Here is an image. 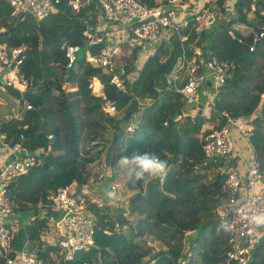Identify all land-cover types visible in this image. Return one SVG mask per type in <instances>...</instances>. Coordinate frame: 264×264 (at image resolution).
<instances>
[{"label": "trees", "instance_id": "trees-1", "mask_svg": "<svg viewBox=\"0 0 264 264\" xmlns=\"http://www.w3.org/2000/svg\"><path fill=\"white\" fill-rule=\"evenodd\" d=\"M144 1L152 4L150 0ZM248 1L235 0V18L246 16ZM222 2L223 0H217L214 4L220 5L222 9ZM263 5L264 1L258 0L256 9L264 8ZM90 11L91 15L88 16L86 12ZM10 13L11 7L6 0H0V44L6 47H25L23 58L18 64V73L29 80L33 92L25 95L28 99L26 105L29 107L24 108L21 118H0V139L8 142L14 135L27 130L33 119L32 135L18 141L27 152L40 149L47 151L43 156L35 154L40 163L30 166L25 173L8 183L7 197L18 204L14 210L24 208L23 203H31L29 206H33L39 201L48 202L49 194L72 180L83 182L84 165L95 157L86 154V147L83 148V154L80 152L81 142L86 141L91 148L97 147L100 152V145L103 144L101 133L111 128L116 142L111 149L109 166L104 165L111 173L120 169L117 162L121 156H130L133 152H149L162 160H168V171L161 180L158 177L138 180L135 170L131 168L130 178L125 181V185L133 192L127 199L126 214L122 213V208L113 219L108 214L107 206L97 209L91 207L95 228L93 246L86 251L74 253L68 263L176 264L178 258L185 257L188 264H219L227 248V232L222 224L219 225V219L213 213L223 197V174L216 170L209 175L215 169L214 164H220V161H207L203 156L200 127L214 116L218 119L216 126H221L225 121L224 116L219 113L225 112L233 118H239L247 117L255 111L258 94L264 91V74L258 64V59L264 62V31L252 50H248V45L253 42L252 32L248 30L243 33L238 28L231 27L229 20L225 24L212 21L204 29V36L193 29L181 31L187 33L185 45L198 46L233 65L229 77L216 92L214 112L209 118L200 114L196 117L182 115L185 100L165 79V72L172 68L180 54L177 50L179 45L176 40L171 45L160 42L143 61L137 76L128 84V96L119 97L112 102L116 109L125 110L132 96L141 99L153 97L150 104L139 109L136 128L125 136L123 132L126 123L122 129L120 127L123 115L117 117L105 114L101 110L100 96L90 91L89 78L96 75L101 81L102 94H111L113 88L107 81L108 75L102 73L99 67L85 63L83 54L69 67L67 75H64L66 61L58 45L65 39L82 45L81 25L87 16V22H92L93 16L95 17L94 9L91 6L82 7L73 14L62 1L56 12L40 20L30 14L19 18ZM63 28H67L68 33L62 39L47 44L40 53V34L54 33ZM229 30L242 44L233 45ZM205 37L208 39L206 45L201 44ZM168 46L170 50L164 59L163 48ZM97 48L91 47L89 51L96 52ZM190 52L191 48H186V54L189 55ZM135 55V49H130L129 58L121 60L128 72L134 70L132 59ZM161 63H164L163 74L153 78L151 88L149 80ZM64 79L74 88H59L57 94L49 95L50 84ZM155 83L158 84L157 89ZM205 83L209 84V81ZM262 112L264 111L255 114L251 120L253 134L250 143L264 183ZM177 115L180 116L176 118ZM56 116L64 124L63 140H60V132L53 122ZM116 130H120L119 134H116ZM121 137H126L125 143ZM35 210L32 208L31 211ZM114 221L118 223V227L114 225ZM122 225L125 229L120 228ZM23 227L27 241L34 246L43 264H64L63 260L56 261L51 257L55 251L54 245L42 244L40 240V234L47 227L44 218H39L34 213V217L25 222ZM141 234L157 240L162 249L153 250L152 246L139 240ZM248 264H264V237L252 251Z\"/></svg>", "mask_w": 264, "mask_h": 264}, {"label": "built area", "instance_id": "built-area-1", "mask_svg": "<svg viewBox=\"0 0 264 264\" xmlns=\"http://www.w3.org/2000/svg\"><path fill=\"white\" fill-rule=\"evenodd\" d=\"M62 1L73 14L82 7L90 6L95 13L92 22H87L91 11L86 12L88 16L84 19V28H81L82 45L66 40L60 42L59 48L62 50L66 66L73 65L78 58V51L83 50L85 63L99 67L102 73L108 75L107 81L112 88L126 92L128 84L136 74L130 72L131 77H129L124 63L121 60L118 62L125 51L130 53V49H135V61L137 54H143L145 57L147 52L152 51L151 47L154 46L152 44L169 39L171 35L180 42L185 41L187 33H182L183 29L200 32L205 27H209L214 18H226L229 13L235 16V0L231 6L223 0L222 9L220 5H211L208 0L197 13L189 16L182 15L183 9L190 7L188 0H150L152 4L144 0H6L11 7L10 14L19 18L30 14L36 20L56 12ZM216 1L212 0V3ZM257 2L258 0H249L247 8L251 19H261L262 22L257 28L262 29L264 9H256ZM209 17L210 19L207 20ZM238 24L241 23L238 22ZM101 28H106L107 31L100 32ZM252 33V41H255L262 37L263 31L258 34L254 31ZM91 47H98L97 51L90 52ZM253 48L252 42L248 45V50ZM23 51L22 46L6 47L0 44V66L7 67L11 63L13 66L18 65L23 57ZM231 66V62L218 59L194 45L188 57L185 56V50H181L180 62L172 71L169 80L172 83L177 77V72L180 69L185 70V81L181 86L175 87L176 91L181 93L186 101L193 102L194 105L200 104L205 115L209 117L214 112L213 101L216 92L229 77ZM89 80L90 91L100 95L103 101L101 110L112 114L116 110L115 105L102 94L100 79L92 75ZM207 81H209V87L204 91L202 87ZM17 82L25 84L23 79ZM12 83L11 79L6 80V84ZM200 93L206 96L203 102L197 96ZM25 107L29 106L25 105ZM256 108L260 109L259 113L264 111V92L259 93ZM256 111L255 109L249 116L239 118H233L225 112L219 113L224 116L225 122L217 127L218 119L214 116L211 120L213 125L207 132L200 135L201 151L206 159L226 160L229 163L222 170L223 203L218 206L217 211L219 222L231 224L232 230L227 232V248L219 264H248L251 252L264 237V227H258L249 222L252 214L264 211L263 175L259 171L253 154L243 169H240L239 165L232 160L235 145L233 135L235 133L241 140L251 144L249 143L253 134L251 120L257 114ZM136 126L137 122L132 119L126 124L125 131L131 133ZM4 150L7 154L0 156V214L7 216L13 213L16 202L4 194L6 182L25 173L37 160L34 158V153H28L18 140L12 146H9V141H2L0 152ZM10 154L13 156L11 157ZM103 176L104 174L99 175L98 178L101 179ZM118 188L115 182L108 185L107 193L115 192L118 197L115 200L108 197L109 203H117L121 198ZM48 200L45 203H37L36 208L42 210L41 214L38 212L40 216L49 219V227L46 231L55 234V240L51 242L56 246V252L63 253L64 259L71 260L75 252L86 251L93 246L95 228L91 207H100L104 203L101 192L93 185H78L72 181L49 194ZM234 201H240V210H237ZM50 209L57 210L56 217L50 215ZM103 232L108 231L103 230ZM11 239L12 229L9 223H0V254L4 264H43L35 251L28 249L25 245L14 250L11 247ZM176 264H188V262L185 257H180Z\"/></svg>", "mask_w": 264, "mask_h": 264}, {"label": "rangeland", "instance_id": "rangeland-1", "mask_svg": "<svg viewBox=\"0 0 264 264\" xmlns=\"http://www.w3.org/2000/svg\"><path fill=\"white\" fill-rule=\"evenodd\" d=\"M189 1V3H190V7L192 8V9H194L195 8V6L197 5V0H188ZM264 6V5H263ZM216 11H218L217 9H215ZM246 16H247V21L248 22H250L252 25H255V21L254 20H252L251 18H250V15H249V13H247L246 14ZM230 18V22H231V24H230V26L231 27H235V28H238L239 29V31H241V32H247L248 31V28H247V26H243V25H240V24H238V21L236 20V18L234 17V15L233 14H231L230 16H229ZM227 19V17L226 18H224V20H223V22H222V24H225L227 21H228V19ZM221 21V20H220ZM214 22L216 23H218L219 21L217 20V18L214 20ZM214 23V24H215ZM250 30H252V28H249ZM230 32H231V30H229ZM208 32V29L206 30V33ZM232 33V32H231ZM230 34V33H229ZM233 34V33H232ZM171 36H173V37H171ZM170 37L171 38H169V39H164L163 40V45L164 44H166V45H171L172 44V42H174L175 41V39H174V35H171ZM230 36H231V34H230ZM234 36V35H233ZM235 38H237V39H239L238 37H236V36H234ZM231 38H232V36H231ZM66 40V39H65ZM207 42H208V39H207V37H205V38H203L202 40H201V44H204V45H206L207 44ZM155 46V45H154ZM153 46V47H154ZM40 47V46H39ZM154 49V48H153ZM153 49H152V51H153ZM199 49H202V48H199ZM169 50H170V48H169V46H168V48H163V54H162V57L165 59L166 57H167V54L169 53ZM177 50H178V52L181 54V50H182V48H177ZM152 51H151V53H152ZM83 50H80V51H78V53H77V57L79 58V57H81L82 56V54H83ZM180 54L178 55V56H180ZM127 56H129V51H125L124 53H123V56H121L120 58H119V60H118V62H120V60H125V58L127 57ZM148 56V55H147ZM185 56L186 57H188L189 55H187L186 53H185ZM161 57V58H162ZM146 58V57H145ZM127 59V58H126ZM139 59V58H138ZM141 59H143V56H142V58ZM137 61H139V62H141L140 61V59L139 60H137ZM139 62H137V63H139ZM142 64V63H141ZM141 64H140V66H141ZM258 64L259 65H261V67H260V71H261V73H263L264 74V62L262 61V60H260V59H258ZM134 69H135V66H134ZM138 69L139 68H137L136 69V71H138ZM136 71H133L132 72V74L133 73H136ZM169 71L170 70H168V71H166L165 73V75H166V78L165 79H168V81H169ZM13 73V72H12ZM12 73L10 74V75H12ZM184 74V72L183 71H179V73H178V75H183ZM4 76H5V74H3ZM6 77L7 76H5V79H6ZM167 81V80H166ZM175 82V81H174ZM169 83V82H168ZM133 97H136V96H132V97H130L129 98V100H128V104L127 105H129V103H130V100H131V98H133ZM137 98V100H138V102H141V103H143L144 105L146 104V105H148V104H150L152 101H153V97L152 96H148L147 98H143V99H141L140 97H136ZM140 98V99H139ZM150 98L152 99V100H150ZM159 102V101H158ZM158 102H157V104H158ZM156 104V105H157ZM143 107V106H142ZM142 107H139V108H142ZM138 108V109H139ZM124 108H122V110H123ZM138 109H137V112H133L130 116H129V118H127V119H122L121 120V122H120V127H121V129L123 128V126H124V124L125 123H128L130 120H132V119H134L136 116H134L136 113H138ZM124 113V110L123 111H121V110H119L118 111V114H116V116L117 117H121L122 116V114ZM53 122L55 123V125H56V127L58 128V130H59V132H60V137H61V139L60 140H63V138H64V133H65V128H64V124L61 122V119H60V117H58V116H56V117H54V119H53ZM125 130V129H124ZM113 131H112V129L111 128H109L108 130H105V131H103L102 133H101V141H103V144L102 145H100V146H102V148H101V150H100V152L98 151V148L96 147H94V148H91V146H89V143H86V141H82L81 142V144H82V146H81V150H80V152H82L83 151V148H87L88 149V151H87V153L86 154H89V155H91L92 157H95V159H93V161H91V162H89V163H86L85 165H84V169H83V177H84V181L83 182H81V183H79V182H77L76 180H72V181H75L78 185H82V184H88L89 186H95L100 192H101V190H100V187H106V189L108 188V185L111 183V182H115L117 185H118V191L120 192V194H121V198L117 201V203H109L108 202V195H107V198L106 197H104V196H102V199L104 200V203H102V205L100 206V207H102V206H107L108 208V214H110L111 216H112V218L114 219V217L120 212V210H122V208H124V210L122 211V213L123 214H126V210H127V207H126V203L128 202L127 201V199L129 198V196H130V194H132V190L131 189H129L128 188V186L127 185H125V181L128 179V178H130V170H131V168H126V169H121V173H119V174H117V171L119 170H117L115 173H111V170L109 169L108 171H106L105 170V166H104V163H103V161H104V153H105V150H106V147H107V145L109 144V142L111 141V139L113 138ZM123 135H130L129 133H127L126 131H124L123 132ZM121 139H122V137H121ZM122 141H123V143H125L126 142V137L125 138H123L122 139ZM25 149V148H24ZM31 152H33L34 153V151H31ZM31 152H28V153H31ZM82 154H83V152H82ZM85 154V153H84ZM43 155H45L44 153L42 154V155H40V156H43ZM13 156V155H12ZM11 156V157H12ZM233 160V159H232ZM220 161V164H214V168L215 169H213V171L211 172V174H209L210 176L216 171V170H218L221 174H223V172H222V170L224 169V166L225 165H228L229 163H227V161L226 160H219ZM233 162H234V160H233ZM215 163H217V162H215ZM217 165V166H216ZM108 167V166H107ZM117 168V167H116ZM115 168L113 167L112 168V170H114ZM102 174H104V176L101 178V179H99L98 178V176L99 175H102ZM111 175H112V177H111ZM16 177V176H15ZM15 177H13L11 180H9V181H7L6 182V192L4 193V194H6V196H7V185H8V183L10 182V181H12V180H14V178ZM72 181H70V182H72ZM69 182V183H70ZM68 184V183H67ZM121 188V189H120ZM103 189V188H102ZM104 190V189H103ZM134 190V189H133ZM124 194H125V196L126 197H124ZM38 203H42V202H38ZM222 203H223V200H222V198L219 200V202H218V205L219 206H221L222 205ZM37 203H35V205H33V206H29V205H32L31 203H23V206H25V207H27V208H30V209H26V208H24V209H21V213H28V212H30L31 210H32V208H35L36 210L35 211H33V214L31 215V218H33L34 217V213H35V215L37 216V217H39V218H44L45 219V221H46V225H47V227H49V219L48 218H46V217H44V216H40L39 214H38V212L41 214L42 213V210L41 209H37L36 208V205ZM218 205L216 206V208H215V212L213 213V215H214V217H216V218H218V213H217V210H218ZM18 206V204H16V206L15 207H17ZM38 207V206H37ZM100 207H93V208H95V209H97V208H100ZM52 210H55L56 211V214H57V210L56 209H50L49 210V212L50 211H52ZM103 210V209H102ZM15 211H17L16 209L14 210L13 209V213L12 214H9V215H7V216H5V220H4V222H8L9 223V225H10V227H11V229H12V237H13V234L18 230V217H17V213L15 212ZM104 211V210H103ZM56 214L55 215H53V214H51L50 213V215L52 216V217H56ZM6 218H9V219H6ZM29 220H31V219H29ZM28 220V221H29ZM27 221V222H28ZM118 223L116 222V221H114V225L116 226ZM47 227L46 228H44L43 229V231H42V233H41V235H45V237H43L42 238V244H46V243H48V244H52V240L54 241L55 240V234L54 233H52V232H50V231H46L47 230ZM116 227H118V226H116ZM121 229H125V227L122 225V227H120ZM108 233V232H107ZM139 240H142L143 242L145 241V243L147 244V245H150V246H152V249L153 250H155V249H162V246H161V243H159L157 240H154L152 237H150L149 235H144V234H141L139 237ZM12 240V239H11ZM18 240V235H16V241ZM184 240V239H183ZM185 245H187V237H186V240H185ZM11 247H13L12 246V243H11ZM27 247V246H26ZM20 248V247H19ZM19 248H17V249H15V250H18ZM28 249H30V250H33L34 251V249H32V248H30V247H27ZM35 254H36V256L38 257V252H35ZM51 257L54 259V260H56V261H59V260H62V259H64V257H63V253H60V252H56V253H52L51 254ZM68 262H69V260H67ZM4 264V263H3Z\"/></svg>", "mask_w": 264, "mask_h": 264}, {"label": "crops", "instance_id": "crops-1", "mask_svg": "<svg viewBox=\"0 0 264 264\" xmlns=\"http://www.w3.org/2000/svg\"><path fill=\"white\" fill-rule=\"evenodd\" d=\"M207 1L208 0H197V5L195 6V8L192 9L191 7H188L186 9H183L182 15L189 16V15H193V14L197 13V11L200 10L201 7H203V4H205ZM226 1H227V5L228 6H231V4H233V2H234V0H226ZM210 3L212 5H214V6H218L217 4L212 3V0H210ZM229 14H228V16H226L228 18V20H230L229 19L230 18L229 17L230 16ZM240 17H242V16L240 15ZM243 18L245 19V21H244V23L240 21V23H241L240 25L247 26L248 30L250 32H252V30L249 29V28H252V24L247 21V16H245ZM215 19L216 18L212 19L211 21H214ZM217 20L219 21L218 23H222L223 20H224V18L223 17H221V18L218 17ZM236 20L238 21V17H236ZM263 20H264V18H263ZM254 21H255V25L254 26H258V24L262 22L261 19L254 20ZM246 23H248L250 25H248ZM105 31H107L106 28H101V30H100V32H105ZM159 42H155L154 44H152V45H155V46L154 47L152 46L151 48H154L155 49L156 46L159 44ZM161 42L163 43V41H161ZM177 44L179 45L178 46L179 48H182L185 51H186V48H191L192 49V45L191 44L185 45L184 42H180V41H177ZM20 46H22L24 48V53H25V47L23 45H20ZM39 46H40V44L38 43V47ZM58 48H59V45H58ZM38 49H40V48H38ZM153 51H152V53H153ZM152 53L151 52H147L146 54L149 56ZM147 55L145 57H147ZM142 56H143V54H137V57H136V60H139L140 59L141 62L136 61V60L134 61V59H132V62H135L133 64L135 66V69L132 70V71H130V72L136 71L137 68H140L141 67L140 64L143 63L142 60L146 59L145 57H143V59H141ZM137 62H139V63H137ZM231 67H233V65ZM2 68L3 67L0 66V118L1 117L2 118H11V117H13V118L19 119V118H21L22 111L25 108L24 107V104H26V102H28V99H27V97L23 96L22 97V105H20L18 103V99L16 98V96L13 95L11 92L7 91L5 88H3V85L6 84V80L9 78V79L12 80L13 83L11 85H8V84H6V85L10 86L11 88H13V89H15V90H17L19 92L22 91V90H24V89H26V88H30L31 86L29 84V80L26 77H24V76H22L21 74L18 73V65L12 66L11 68H9L5 72H2ZM179 71H183L184 74L183 75H178ZM179 71L176 74L177 77L174 80L175 82L173 81L171 83L170 80H169V82L173 86L174 90H176L175 87L181 86L183 84V82L185 81V70L180 69ZM130 72H129V77H131V73ZM11 73H12V75H10ZM64 73H65L64 75L66 76L67 73H68V70L65 71V69H64ZM3 74H5V76H7L6 79H5V76ZM135 74L137 76L138 71H136ZM20 79H23L25 81V84L24 85L21 84V83H19V82H17ZM56 83H58L59 85L57 86ZM155 85H156V89H157L158 88V84L155 83ZM208 87H209V84L208 83H205L203 85L202 89L205 91ZM59 88H62V89H73L74 87H70L69 86V83L65 79L63 81L62 80H56V81L52 82V84H50V86H49V90H50L49 95L50 94H52V95L57 94ZM35 90L36 89L34 88V93L36 92ZM31 92H33V91H31ZM197 96L200 97L199 100H201L202 102L206 99V96L202 95L201 93L198 94ZM150 100H152V99L150 98ZM139 109H138V111H139ZM197 109H198L197 104L194 105L193 102H189V101H186L185 100L184 103L182 104L181 112H182V115L188 114V115H191L192 117H194L195 116V113L197 112ZM123 110L121 109V111H123ZM256 110H257L256 113L259 114L260 109L256 108ZM118 111L119 110L116 109V110H114V112H112V114H108V113H105V112L104 113L107 114V115H116V114H118ZM262 113H264V112H262ZM138 114L139 113H136L134 115V116H136L134 118V120L137 123H138ZM199 114L206 116L205 113H204V111L202 109H201V112ZM199 114H197V115H199ZM179 116L180 115H177L176 118L179 117ZM212 125H213V122L211 120H207L206 122H203L202 125H201V127H200V133L202 134V132L208 130ZM108 129L109 128H107L105 130H108ZM119 132H120V130H119ZM233 136L235 138V145H234V151H233L234 157L232 159L235 161L236 164L239 165L240 169H243L244 166L246 165L247 161L249 160V158L253 154L252 145L251 144H248L244 140H241L235 133H234ZM197 137L199 138V134L198 133H197ZM1 142H2V140L0 139V144H1ZM40 152L42 154L43 153L45 154L47 151H43V150L40 149V150L35 151L34 152V155L35 154H38L39 155ZM6 154L7 153L5 152V150L0 152V156L6 155ZM34 158L37 160V162L34 163V164L40 163L38 157H35L34 156ZM208 160H210V159H208ZM105 170L108 171L109 168H105ZM158 178L161 180L162 179V176L161 177H158ZM100 190H101L102 196H104V197L107 198V189H106V187H100ZM124 197H126L125 194H124ZM24 208L29 209L27 207H24ZM24 208H22V209H24ZM15 212L17 213V217H18V230L13 234V237H12V240H11V243H12V246H13L12 248L15 250V249L21 247L22 245H25L27 247L30 246V248L34 249V246H31L29 244V242L27 241L26 236H25V232H24V227H23V224L25 222H27L29 219H32L31 218V215L33 214V211H30L28 213H21V209H19V210L15 211ZM217 213H218V211H217ZM6 219H9V218H6ZM218 219H219V213H218ZM4 220H5V216H3L2 214H0V223H3ZM219 225H221V223ZM16 235H18V240L17 241H16ZM43 237H45V235L44 234L43 235L40 234V240L41 241H42V238ZM0 261H1L2 264L4 263L1 254H0Z\"/></svg>", "mask_w": 264, "mask_h": 264}, {"label": "water", "instance_id": "water-1", "mask_svg": "<svg viewBox=\"0 0 264 264\" xmlns=\"http://www.w3.org/2000/svg\"><path fill=\"white\" fill-rule=\"evenodd\" d=\"M264 1V0H263ZM209 18H207V20H209ZM238 20L243 22L245 21V19L243 17H240L238 16ZM248 24V23H246ZM250 25V24H248ZM82 28H84V25H81ZM252 30L258 34L260 33V31H264V27L261 29V28H257L256 26L252 25ZM3 34H5V31H2ZM68 33V29L67 28H63L57 32H54V33H41L40 34V40H39V44H40V53H41V50L49 43H53L57 40H60L62 39L66 34ZM229 33L231 34L232 36V43L234 46H237V45H240L242 44L237 38H235L233 36V34L229 31ZM201 35L204 36V30H201ZM257 41H254V45H256ZM179 63V57H177L176 61L174 62L170 72H169V76L171 75L172 71L174 70V68L178 65ZM13 65L12 63L9 64V66L7 67H3L2 68V72H5L7 71L9 68H11ZM68 70V67H65V71ZM163 70H164V63H161L158 70L155 72V74L153 75V77L149 80V86L152 88V82H153V78L157 75H161L163 74ZM3 88H5L7 91L11 92L13 95L16 96V98L18 99V103L20 105H22V97L25 96L26 94L30 93L32 91L31 88H26L22 91H17L13 88H11L10 86L8 85H3ZM128 96V93L126 91H122V90H117V89H114L113 88V91L111 94L107 95L106 96V99L109 101V102H114L117 98L119 97H127ZM144 106L143 103L141 102H138L137 98L136 97H133L131 98L130 100V103L129 105L125 108L124 110V114H123V117L122 119H127L129 118V116L133 113V112H137V109L139 107H142ZM201 112V106L200 104L198 105V109H197V112L195 113V116L197 114H199ZM194 116V117H195ZM33 123H34V120L32 119L31 120V125L29 126V128L27 130H24L22 131L20 134L18 135H14L10 140H9V146H12L13 143H15L18 139L20 138H25L26 136L28 135H32V131H33ZM116 134H119V130H116ZM116 142V138L113 137L111 139V141L109 142V144L107 145L106 147V150H105V153H104V165L106 166H109V163H110V159H111V149L112 147L114 146ZM37 153V152H36ZM13 154H10V156H12ZM39 155H42V153L40 152ZM167 163H168V160H166ZM208 161V159H207ZM121 173V169H119L117 171V174ZM51 214L55 215L56 214V211L55 210H52L50 211ZM30 247V246H28ZM64 264H68V261L65 259Z\"/></svg>", "mask_w": 264, "mask_h": 264}, {"label": "clouds", "instance_id": "clouds-1", "mask_svg": "<svg viewBox=\"0 0 264 264\" xmlns=\"http://www.w3.org/2000/svg\"><path fill=\"white\" fill-rule=\"evenodd\" d=\"M12 15V14H11ZM14 16V15H13ZM22 18V17H21ZM214 22V21H213ZM240 23V21L238 20ZM257 27V26H256ZM207 28V27H205ZM204 28V29H205ZM203 29V30H204ZM253 31V30H252ZM201 32V31H200ZM175 40L176 37L174 36ZM240 41V39H238ZM257 41V39L255 40ZM185 42V41H183ZM254 44V41H253ZM4 45V44H3ZM255 46V45H254ZM24 53V51H23ZM186 53V51H185ZM208 53V52H207ZM210 54V53H209ZM212 55V54H211ZM179 62H180V56ZM23 58V57H22ZM78 59V58H77ZM179 64V63H178ZM67 67V66H66ZM177 67V66H176ZM175 67V68H176ZM69 68V67H68ZM174 68V69H175ZM264 92V91H263ZM128 93V91H127ZM259 95V94H258ZM100 96V95H99ZM101 98V97H100ZM102 100V99H101ZM103 102V101H102ZM258 102V101H257ZM26 104H24L25 107ZM199 104H197L198 107ZM257 105V104H256ZM201 106V105H200ZM26 108V107H25ZM127 124V123H126ZM126 126V125H125ZM118 167L121 169L126 168H132L135 170L136 178L138 180H144L145 178H154V177H161L167 174L168 171V165L167 161L160 159L155 154L149 153V152H133L130 156L129 155H123L118 160ZM108 197L110 199H118L117 194L115 192L109 191L107 193ZM234 204L237 206V210H240V201H234ZM249 222L255 226L258 227H264V211H257L254 214H252L249 217ZM223 229L228 232L232 230L231 224L224 222L222 225ZM227 238V237H226ZM227 246V244H226ZM55 251L53 253H56V246ZM226 250V249H225ZM36 252V250L34 249ZM225 252V251H224ZM76 253V252H75ZM252 253V252H251ZM224 255V254H223ZM251 256V255H250ZM223 258V257H222ZM63 260V259H62ZM65 260V259H64ZM63 260V262H64ZM222 260V259H221ZM69 264V263H68Z\"/></svg>", "mask_w": 264, "mask_h": 264}]
</instances>
